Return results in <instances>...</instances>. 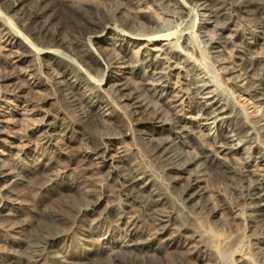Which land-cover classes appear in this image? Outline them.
Listing matches in <instances>:
<instances>
[{"label":"bare ground","instance_id":"1","mask_svg":"<svg viewBox=\"0 0 264 264\" xmlns=\"http://www.w3.org/2000/svg\"><path fill=\"white\" fill-rule=\"evenodd\" d=\"M145 5L197 13L207 53L263 118L245 122L204 78L183 74L178 45L153 30ZM239 18L257 30L242 31ZM188 104L197 121L186 120ZM0 109L9 150H0V264H222L220 212L236 264H264V0H0ZM24 122L40 145L31 156L11 151L18 137L9 134ZM88 170L105 182L98 194L85 189L90 200L69 206L70 218L45 209L24 219L22 188H35L44 207L56 195L70 203ZM215 172L233 202L211 206ZM201 216L207 226L187 223ZM44 225L55 231L41 235Z\"/></svg>","mask_w":264,"mask_h":264},{"label":"rangeland","instance_id":"2","mask_svg":"<svg viewBox=\"0 0 264 264\" xmlns=\"http://www.w3.org/2000/svg\"><path fill=\"white\" fill-rule=\"evenodd\" d=\"M143 11L148 13L150 20L152 21L153 25L155 26V28H153L154 31H157L161 35L165 36L169 40L168 42L178 45L179 51L181 53V54H179L178 58L180 60V68H181V72L183 74H185L187 72V73H192L193 77L194 76H200L201 78H204L205 82L209 83V86L211 87L210 89H212L214 92L222 93L227 99H229V101L231 103H233V105L235 103L234 106L237 108V110H239V112L241 114V119L244 120L245 122H250V121H254V120H258V119L263 118V110L260 107V104H258L256 101L251 100L249 97L242 95L238 91H236V89H234L233 83L231 82L230 76L228 74H225V73H222L221 71H219L220 67L218 66V64L215 63V61L213 59H211V56L207 53V48H205L203 40H202L200 32H199V26L201 23V18H200V16H198L197 13H195L194 11H190V9H187V11H186L187 14L184 17H180L179 15H176L175 17H170V16H166L160 10H157V11L154 10V8L151 7L150 5L143 6ZM237 22H238L237 26L242 31L257 30V28H258V24L256 22H250L245 18H239ZM138 27H140L139 28L140 31L152 30L150 28L147 29V27L142 23H138ZM183 39H185V42L182 41ZM157 53L158 52H156L154 54H157ZM176 73H175V75L173 73V76L171 77V81H172L173 87H174V94L177 92L175 89L178 86L179 81H181L180 77H178V75H179L178 72H176ZM182 73H181V75H182ZM210 89L204 91L205 96H212L213 97V94H211V93L206 94L208 91H210ZM211 100H217V98H215V99L213 98ZM223 102L224 101H222V103ZM189 107H191V105H189L185 108L186 112L184 113V116L187 118L186 120L192 122L191 118L194 117V119H196V121H197L196 112L194 110H191ZM10 111H12V110H10ZM0 112L5 113L8 111L5 109L4 110L0 109ZM25 123L26 122H24L22 124L19 123L16 127H14V130L11 131L12 134H9L10 136H12L10 139H13L15 136L18 137L17 139H15L16 144H14L13 147L11 148L12 154H14L18 151H22V152H25L27 155L31 156V155H33L34 152L39 151L40 145H39V142L36 141L37 140L35 137L36 135H32V137H30V134L28 132V129L30 128V126L28 125V123H26V124ZM195 128H196V126H195ZM91 131L92 130L89 131L90 134H95V133H91ZM195 132L197 133L196 134L197 136H200L201 140L203 138H205V137L201 136V134L199 133V130H195ZM206 132L209 133L210 130L205 131V134H206ZM103 134L106 135L105 132ZM57 138L60 140L61 135H57ZM257 143L260 144L261 146H264V143L262 142L261 138H258ZM1 148L2 147H0L1 151H3L5 149V148H2V149ZM3 152H4V154H8L9 150L5 149ZM242 152L243 151H241V154H242ZM237 164H238L237 166H239V163H237ZM71 168L72 169H70V170L72 171V173L77 172L76 175L79 173L77 168H73V167H71ZM68 170L69 169L64 170L66 174H68V172H67ZM73 170H75V171H73ZM96 173H97L96 171L88 170L87 172H84L83 174L82 173L79 174V177L75 179L78 182L79 188L82 187L81 190L84 189L81 192H83V191L85 192V189L86 190L88 189L91 191V194L97 193L95 191L96 185L98 184V182H99V184H102L105 181L103 179L104 177L102 178V176L100 177L99 173H97V174ZM217 176L220 178V175L215 172L214 178L212 180H210V183H209L210 186L207 183V189H209L208 192L209 193L212 192L211 194L213 195V197L211 199V206H213V205L217 206V201H219V203L222 205H226L228 203L233 202L232 201V195L230 196L231 193H229V192L227 193L228 188L226 186H224V184L217 182V181H219V178ZM218 186L220 188H222V194L225 196H219V197L216 196L215 197V195L213 194L214 193L213 189L217 188ZM32 188L33 187H31L30 185L26 186L20 190V194H19V200L23 204V216H24L25 220H28V223H32L34 221H37V219L39 220L41 218L40 214L45 209L49 210L51 212L53 210L54 212H52V213L57 215V216L64 217V218H68V217L70 218L73 214V211L77 210V208H80L83 205V203L85 204V202H83V201H85L86 199L90 200V196L88 195L87 192H85V193L83 192V195H81L82 197L81 196L78 197L77 195H71L72 196L71 199H73V200H70L71 201L70 203L73 202V205H72V204L66 202L67 201V200H65L66 197H63V195H61V197H60V195H56L55 196L56 198L54 197L55 199H53L54 202L51 204V207H44V206L37 203V201H39L38 192L35 188H33V189ZM109 190L111 191L112 196H111V194H110V196L112 198L111 197L109 198L111 200H109L108 203L112 202V200H113V202L118 200L119 194H117L115 189L112 187ZM84 194L87 196H85ZM62 197L65 199L63 200ZM56 200L58 201L57 202L58 204L55 202ZM64 202H66V203H64ZM69 206H71V207L74 206L75 210H74V208H71V207L69 208ZM173 208H176V206ZM168 209L170 210L171 207L169 206ZM177 209L178 208H176L175 210L177 211ZM98 211H95L93 213L94 217L99 216ZM87 215H88V218H91L93 216L90 213ZM219 215H221L223 217L220 218L219 221H217V225L219 224V228L215 229L216 231L213 230V232L216 233L217 238H218V245H220L218 250H219V253L221 255L222 264H236V260L238 259V257L235 256L234 252H237L238 250L236 248H234L232 250V254H230V251H231L230 243H231L232 237L230 236V234H231L230 231L226 227H224V224L226 222V219L228 218L227 216H229V213L220 212ZM5 218H7V219H3L4 220L3 222H5L4 224H6V225L10 224L11 221H9V220H12V222H13V219H14L13 209L8 212V216ZM209 220L214 221V218L209 219ZM188 221H187V223H190L189 226L191 225L190 227H192V228L193 227L198 228V227L204 226V225L207 226V218L204 216L199 217L198 221H195V222L193 220H192V222H190V220H188ZM50 227L48 225H46V227H45V225H44L42 228V231H40V234L41 235H43V234L47 235L48 233H50V234L53 233L55 231V229L53 230L52 227L51 228ZM238 228L241 229L242 231L245 230L244 225H240ZM206 229H207V227H206ZM117 235L119 236L120 233H117L116 236ZM246 257L249 258V255H246ZM244 262H245V264H252V263H250L251 261H244Z\"/></svg>","mask_w":264,"mask_h":264}]
</instances>
